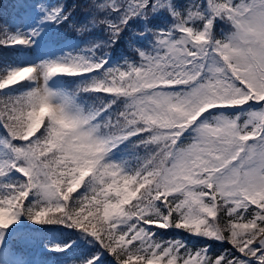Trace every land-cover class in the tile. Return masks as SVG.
<instances>
[{
    "label": "snow or ice",
    "instance_id": "obj_1",
    "mask_svg": "<svg viewBox=\"0 0 264 264\" xmlns=\"http://www.w3.org/2000/svg\"><path fill=\"white\" fill-rule=\"evenodd\" d=\"M13 8L20 20L14 33L2 29L0 48L23 46L18 58L35 53L38 62L0 74V178H22L0 183V230L22 215L66 224L90 233L117 264H264V0H103L70 27H103L106 39L66 52L52 27L71 16L63 4L15 0ZM157 13L171 22L150 27ZM217 18L230 25L222 38ZM136 19L143 31L134 36L148 46L135 49L138 62L108 66L104 49ZM58 76L83 79L69 91L49 83ZM25 81L24 91H3ZM80 93L98 95L85 104ZM250 103L260 107L245 110ZM114 152L135 166L110 159ZM33 192L40 199L29 203ZM220 211L232 221L235 252L210 257L207 242L156 240L152 226L222 241L210 219ZM3 255L0 247V264ZM101 255L82 264H101Z\"/></svg>",
    "mask_w": 264,
    "mask_h": 264
},
{
    "label": "rangeland",
    "instance_id": "obj_2",
    "mask_svg": "<svg viewBox=\"0 0 264 264\" xmlns=\"http://www.w3.org/2000/svg\"><path fill=\"white\" fill-rule=\"evenodd\" d=\"M196 1H197L196 3L201 2V0H196ZM37 2L43 3L46 8L56 6V4H54L51 0H37ZM95 2L100 3V2H103V0H95ZM180 4L183 6L185 2H182ZM161 15L164 18V22L163 23L160 22L159 24L154 23L153 25H150V27H160V26H163L171 22L168 20V18L164 14H161ZM19 20H20V17L18 15L12 21L13 22L12 33L15 32L16 25L19 23ZM135 21L139 23L143 31L142 21H140L139 19H136ZM52 27L56 28L58 27V25L53 24ZM58 28L60 30V34L62 35L65 45H66V47L63 49L64 52L72 50V49L81 50L84 47H89L90 46L89 41L105 40L101 36L89 34L85 37L84 40L79 41V40H76L70 33H66L67 30H63L60 27ZM125 39L127 40L128 44H130L131 40L127 37V34H126ZM134 40L136 41V45L134 48L135 55H130V56L123 55V56H120L119 58L118 57L110 58L108 66H111L113 64L123 63L124 58H127L129 62H138L139 56L136 54L135 49L140 46L147 47L148 41L147 40L138 41L136 38H134ZM16 46H17V50L23 47L20 45H16ZM34 47L35 46L33 45V48ZM62 54H63L62 52L54 53L55 56H59ZM40 58L43 59L47 57L41 56ZM26 62L37 63L38 59L35 58V53L32 54L29 60L20 59V61L16 62L15 64H22ZM92 75H98V73H94ZM76 78H78V81H77V86H78L80 80L83 78L81 77H76ZM49 83L53 86L60 87L65 90H69V91L73 90L66 86V81L62 78V76L54 77ZM31 86L32 85L30 82L25 81V82H22L20 85L12 86L11 88L5 89L3 91L5 93H17V92L24 91L26 88H29ZM89 94L90 93H86V96H88ZM78 98L82 103H85V104L89 103L88 99L84 97L83 93H80ZM249 107L258 109L260 105L250 103L249 105H245L244 109L247 110ZM241 123H243V120H241ZM3 135H6V133H3V129H0V138H2ZM190 142H191L190 138L185 139V142H184L185 146ZM139 154L141 156L144 155L143 148L141 149V151H139ZM109 158L110 159H125L128 161L130 167L135 166V162L132 158L123 156L122 154H117L114 152V154L110 156ZM17 178H20V174L13 171L7 177L0 178V183H2L3 181L11 182L13 180H16L17 182H19ZM80 192L83 195L86 192V188H83V190ZM39 199H40V194L38 192H33V194L29 197V203L36 202ZM245 215H248V214L245 213ZM210 219L213 220V222L222 230L224 236L226 237V239L222 241H216V240H213V241L221 242L222 244L228 243L230 247L227 249L221 248L220 252H217L215 249L210 248L208 255L210 257H216L219 253H222L225 250L235 252V249L233 248V246L230 243V240L228 239V237H230V232L227 229H228V225L232 222L229 219L228 213L224 211H220L217 213V216L215 218H210ZM240 222H246V221H240ZM25 223H28L27 225L37 226V227L47 226L46 224L34 223L32 220L22 215L20 217V220L17 221L16 224L10 225L9 228L6 230H0V236H3L4 238V244L0 246L3 248L4 264H82V262L86 261L89 257H92L94 253L102 252L99 250L101 249L99 242L94 237H92L90 233H85L81 229L70 227L73 229V232L67 233L66 235L61 234L57 231H53V230H51L48 233H44V234H43L44 231H42V233L35 232L36 233L35 234V233L28 232L27 229L29 227L28 226L25 227L24 226ZM62 225L67 226L66 224H62ZM152 227L154 228L156 232L157 241L163 242V241H169V240H174V239H182L186 241L190 249L202 248L199 245H195L196 238L206 239L203 236H193L183 229L170 227L169 231H172V228H173L175 230L184 232V233L179 232L175 236H173L170 234V232L165 233L162 231V229L157 228L156 226H152ZM12 241H14L15 244L12 243ZM64 245H67V247L64 248L63 251H57V250H54L53 248V246H64ZM78 247L80 249L78 252H74L73 254H67L71 250H75ZM103 254L105 253L102 252L100 259L103 256ZM236 254L242 255L239 253H236ZM112 264H117V263L112 261ZM250 264H256L255 260L251 259Z\"/></svg>",
    "mask_w": 264,
    "mask_h": 264
},
{
    "label": "trees",
    "instance_id": "obj_3",
    "mask_svg": "<svg viewBox=\"0 0 264 264\" xmlns=\"http://www.w3.org/2000/svg\"><path fill=\"white\" fill-rule=\"evenodd\" d=\"M58 1L60 4L64 5L65 11L68 10L71 12V16L69 17V20L65 21L62 24V27L64 29H66L73 37H75V39H82L87 34L98 35V36H101L102 38L106 39V34L104 33L103 27L92 29L91 32L83 33V34L76 32L73 27H70V25H72V24L82 22L85 19V16L93 11L92 5H93V3H96L95 0H58ZM177 2L178 3L192 2V0H177ZM7 3L9 4V6L11 8V12H9V13L6 12L7 6H5V5ZM13 4H14V2H12L10 0H5V2H2L0 4V38H2V36H3L2 29L5 26L8 29V34H12L13 27L11 24V19H13V17L18 14L17 11H15V9L13 8ZM3 6H5V8L2 10ZM163 14L168 18L169 21H171V18L167 15V13H163ZM152 20H153V24L154 23L159 24L160 22H162V23L164 22L163 16L159 13H157L155 16H153ZM129 24H130V26H129V28L125 29V32L122 34V38L119 39L112 48L110 47V48L104 49V51L111 53L110 58H117V57L119 58L120 56H123V55H125V56L135 55L134 48L136 45V41L134 40V38H135L134 34L141 32L142 28L140 27L139 23L135 20L129 21ZM229 26L230 25L228 23H226V21L224 19L217 18L215 25H214V31L216 32L217 37L222 38V35L224 33H226L227 28ZM126 34H127V37L131 40L130 44H128L127 40L125 39ZM100 51L102 52L103 50L101 49ZM16 60H18V56H17V50L14 46L7 47V48H0V74H2V71L7 64H14V62ZM96 95H98V94L93 95V99H95ZM2 98L3 97H0V100H2ZM82 190H83V188L78 190V192L76 194L74 193L73 196L79 197L80 195H82L81 193H79ZM46 225L47 226H39L38 228H36L34 230L35 231L40 230V232L44 231L43 233H48L51 230H53V231H57V232L64 234V235H66L67 233L73 232V229L70 228L69 226H63L62 224H59V223H54L52 225L46 224ZM169 229L170 228L162 229V231L165 233L170 232V234L173 236H175L177 233L181 232V231L175 230L173 228H172V231H169ZM181 233H184V232H181ZM205 242L211 244V249H215L217 252H219L221 250V248L229 246V244H227V243L222 244V243H218V242L213 241V240L196 238V243H198V245L201 247L205 246L204 245ZM79 250L80 249L77 248V249L71 251L70 253L78 252ZM99 250L105 253V254H103V256L100 259L101 264H112V261L117 263L116 259L114 258V256L111 253H109L103 249H99Z\"/></svg>",
    "mask_w": 264,
    "mask_h": 264
}]
</instances>
